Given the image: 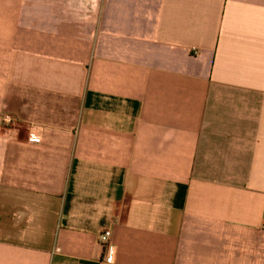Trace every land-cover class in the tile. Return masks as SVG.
Listing matches in <instances>:
<instances>
[{"label": "crops", "instance_id": "1", "mask_svg": "<svg viewBox=\"0 0 264 264\" xmlns=\"http://www.w3.org/2000/svg\"><path fill=\"white\" fill-rule=\"evenodd\" d=\"M0 264H264V0H0Z\"/></svg>", "mask_w": 264, "mask_h": 264}, {"label": "built area", "instance_id": "2", "mask_svg": "<svg viewBox=\"0 0 264 264\" xmlns=\"http://www.w3.org/2000/svg\"><path fill=\"white\" fill-rule=\"evenodd\" d=\"M110 235H111V231L110 230H106L102 234H100V242L102 243V245L104 247L106 245H108V242H109V239H110Z\"/></svg>", "mask_w": 264, "mask_h": 264}]
</instances>
